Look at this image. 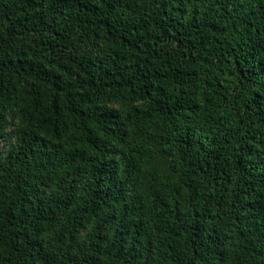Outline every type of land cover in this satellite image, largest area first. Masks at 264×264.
Returning <instances> with one entry per match:
<instances>
[{
  "label": "trees",
  "instance_id": "trees-1",
  "mask_svg": "<svg viewBox=\"0 0 264 264\" xmlns=\"http://www.w3.org/2000/svg\"><path fill=\"white\" fill-rule=\"evenodd\" d=\"M0 264H264V0H0Z\"/></svg>",
  "mask_w": 264,
  "mask_h": 264
}]
</instances>
